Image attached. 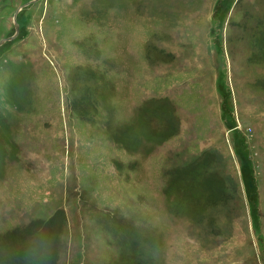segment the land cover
Returning a JSON list of instances; mask_svg holds the SVG:
<instances>
[{
	"label": "rangeland",
	"instance_id": "rangeland-1",
	"mask_svg": "<svg viewBox=\"0 0 264 264\" xmlns=\"http://www.w3.org/2000/svg\"><path fill=\"white\" fill-rule=\"evenodd\" d=\"M33 0H0V40ZM0 46V264H264V0H36Z\"/></svg>",
	"mask_w": 264,
	"mask_h": 264
},
{
	"label": "water",
	"instance_id": "water-1",
	"mask_svg": "<svg viewBox=\"0 0 264 264\" xmlns=\"http://www.w3.org/2000/svg\"><path fill=\"white\" fill-rule=\"evenodd\" d=\"M35 2H36V0L30 1V2L20 6L19 8H17V10L15 11V14H14V18H13L14 34L11 37H9V38L0 40V46L2 44H4L5 42H7V41H11V40L15 39V37L17 36V34L19 32V26H18V24H17V22L15 20V17L17 15V13L20 11L21 8L26 7V6H28V5L32 4V3H35Z\"/></svg>",
	"mask_w": 264,
	"mask_h": 264
}]
</instances>
